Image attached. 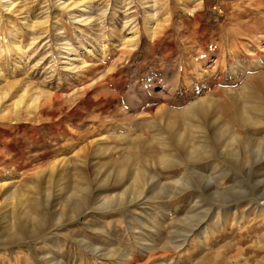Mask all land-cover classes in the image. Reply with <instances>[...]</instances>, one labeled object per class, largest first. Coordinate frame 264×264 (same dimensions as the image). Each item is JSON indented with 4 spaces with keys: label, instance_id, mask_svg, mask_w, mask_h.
I'll return each mask as SVG.
<instances>
[{
    "label": "rangeland",
    "instance_id": "rangeland-1",
    "mask_svg": "<svg viewBox=\"0 0 264 264\" xmlns=\"http://www.w3.org/2000/svg\"><path fill=\"white\" fill-rule=\"evenodd\" d=\"M263 123L264 0H0V264L263 263Z\"/></svg>",
    "mask_w": 264,
    "mask_h": 264
},
{
    "label": "bare ground",
    "instance_id": "bare-ground-1",
    "mask_svg": "<svg viewBox=\"0 0 264 264\" xmlns=\"http://www.w3.org/2000/svg\"><path fill=\"white\" fill-rule=\"evenodd\" d=\"M22 95V94H21ZM193 106V105H192ZM192 108V107H191ZM191 108H189V109H191ZM193 109V111H194V109H196V108H192ZM261 111V110H260ZM191 114H193V113H190L189 114V116L191 115ZM194 115H197V114H194ZM191 116H193V115H191ZM196 117V116H195ZM193 118H194V116H193ZM197 120H198V118H197ZM256 120V119H255ZM248 121H249V119H248ZM258 121V120H257ZM257 121H256V123H257ZM255 122V121H254ZM259 123V122H258ZM257 123V124H258ZM264 124V123H263ZM260 148V147H259ZM259 152V155H258V157L259 158H261V156L263 157V155H264V153H262V151H260V149L258 150ZM193 154V153H192ZM161 159V161H164V160H166V159H164L163 157L162 158H160ZM160 159H159V161H160ZM167 161V160H166ZM166 161H164L165 162V164H166ZM260 161H262V160H260ZM164 162H162V163H164ZM168 162V161H167ZM159 163H161V162H159ZM162 165H164V164H162ZM137 180H138V177H137ZM139 182H140V179H139ZM144 182V181H143ZM142 185V184H141ZM137 190V189H136ZM135 190V191H136ZM257 194V193H256ZM256 194H252L251 196H249V198L247 199V203H248V214H250V215H253V216H255V217H257V218H264V205H262V204H264V202L262 203V204H259L258 203V201H259V197H257V195ZM262 197V196H261ZM264 197V196H263ZM262 197V198H263ZM261 198V199H262ZM214 226L216 227V226H218V222H214ZM259 250V249H258ZM222 256V255H221ZM261 259V258H260ZM233 261V260H232ZM236 262V261H235ZM247 263V262H246ZM252 263H253V261H252ZM232 264V263H231ZM237 264H238V262H237ZM245 264V263H244ZM249 264V263H248ZM261 264H264V262L263 263H261Z\"/></svg>",
    "mask_w": 264,
    "mask_h": 264
}]
</instances>
